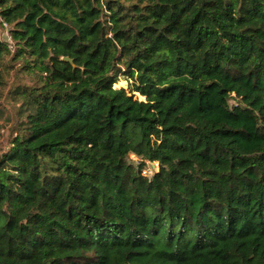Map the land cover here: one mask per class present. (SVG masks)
Returning <instances> with one entry per match:
<instances>
[{
  "label": "trees",
  "instance_id": "1",
  "mask_svg": "<svg viewBox=\"0 0 264 264\" xmlns=\"http://www.w3.org/2000/svg\"><path fill=\"white\" fill-rule=\"evenodd\" d=\"M0 16V84L20 79L26 112L0 150V264H264V0Z\"/></svg>",
  "mask_w": 264,
  "mask_h": 264
},
{
  "label": "rangeland",
  "instance_id": "2",
  "mask_svg": "<svg viewBox=\"0 0 264 264\" xmlns=\"http://www.w3.org/2000/svg\"><path fill=\"white\" fill-rule=\"evenodd\" d=\"M4 41V40H3ZM4 79L8 83H1L0 84V150L2 152H5L6 149H8V141L11 133V127L16 121H25V114L26 112L22 110H17L16 107L18 104L14 105V102L12 101L13 95L8 94L9 88L13 85L19 84L21 81L18 78H15L14 75L9 73L8 75L3 72ZM25 82L27 79L25 78ZM131 81H128L126 79H120L115 86H122L126 88L127 91L131 92L129 83ZM133 95L139 99H142V97L136 93L131 92ZM237 100L233 97L230 99V104L235 103ZM1 156V154H0ZM129 159H131L134 162H137L139 160L138 157H136L134 154L129 155ZM147 164H151L152 167H145L142 173L144 175H152L155 171L158 169L157 162H147Z\"/></svg>",
  "mask_w": 264,
  "mask_h": 264
},
{
  "label": "built area",
  "instance_id": "3",
  "mask_svg": "<svg viewBox=\"0 0 264 264\" xmlns=\"http://www.w3.org/2000/svg\"><path fill=\"white\" fill-rule=\"evenodd\" d=\"M10 27L11 26L7 22H5L0 16V39L4 40L8 47L12 49L13 43L10 35Z\"/></svg>",
  "mask_w": 264,
  "mask_h": 264
},
{
  "label": "water",
  "instance_id": "4",
  "mask_svg": "<svg viewBox=\"0 0 264 264\" xmlns=\"http://www.w3.org/2000/svg\"><path fill=\"white\" fill-rule=\"evenodd\" d=\"M62 59L65 60V61H68V62H70L72 65H74V64H73V61H72L71 58H69V57H67V56H64V57H62Z\"/></svg>",
  "mask_w": 264,
  "mask_h": 264
}]
</instances>
